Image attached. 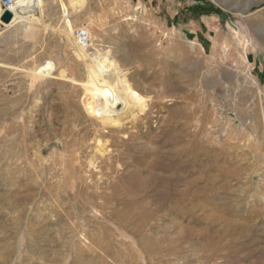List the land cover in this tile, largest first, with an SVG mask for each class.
<instances>
[{
  "label": "rangeland",
  "instance_id": "rangeland-1",
  "mask_svg": "<svg viewBox=\"0 0 264 264\" xmlns=\"http://www.w3.org/2000/svg\"><path fill=\"white\" fill-rule=\"evenodd\" d=\"M71 1L32 0L16 10L36 21L0 25V264H264V0ZM82 27L144 110L86 117L70 80L85 79ZM116 148L114 175L140 185L110 198L91 184L94 207L38 160L63 149L100 184Z\"/></svg>",
  "mask_w": 264,
  "mask_h": 264
},
{
  "label": "bare ground",
  "instance_id": "bare-ground-1",
  "mask_svg": "<svg viewBox=\"0 0 264 264\" xmlns=\"http://www.w3.org/2000/svg\"><path fill=\"white\" fill-rule=\"evenodd\" d=\"M32 0H14V4L11 7L12 11V19L8 23H4L0 21V25L2 27H10L17 21H36V18H34L32 15L31 17L26 16L24 14H20L17 12L16 7L17 6H22L25 7L30 4ZM71 6L73 8L79 9L81 7L82 2L80 0H72L70 2ZM4 11L1 3H0V16L2 12ZM97 28V27H96ZM96 30V29H95ZM233 30V29H232ZM88 31V30H87ZM90 40L88 43V46L86 48L79 47L76 42H75V36L73 35L71 39L72 45H73V56L78 60L81 61L85 70V79L82 81H76L74 79H70L72 82H76L82 89V108L85 112V115L88 119L91 121H99L101 125L104 127L107 125H111L112 123L117 122L115 118H118L119 115L122 113L127 114V110L134 109L135 111L139 112L144 110L145 106L147 105H141L142 102H144L145 99L142 97L140 94H138L133 87L130 86L128 83V79L126 77V72L121 65L118 63L119 57L116 60V57L114 58L112 52L110 49H106L104 47L97 46L96 44L93 43V40L91 39L92 33L95 34V32H91L90 30L88 31ZM69 36V34H68ZM99 36V35H98ZM245 36V35H244ZM95 38V37H92ZM99 39L96 36V40ZM190 39H192L190 37ZM188 40V39H187ZM188 43L190 44L192 48V41L189 40ZM187 43V44H188ZM111 45V44H110ZM189 46V47H190ZM192 50V49H191ZM72 52V51H71ZM124 62V61H123ZM79 77V76H78ZM71 82V83H72ZM70 83V84H71ZM73 85V84H72ZM178 85V84H177ZM76 86V85H75ZM181 86V85H180ZM179 88V87H178ZM181 88V87H180ZM75 89V88H74ZM78 89V88H77ZM136 89V88H135ZM145 93V92H144ZM161 94V93H160ZM75 95V94H74ZM158 95V94H157ZM148 96V95H147ZM76 97V96H75ZM159 97V96H158ZM157 97V98H158ZM163 97V95H162ZM147 98V97H146ZM79 100V99H78ZM150 100V99H149ZM153 100V99H152ZM158 100V99H157ZM158 102V101H155ZM146 103V102H145ZM162 105V104H161ZM165 106V105H164ZM135 107V108H134ZM81 108V109H82ZM125 109L123 112L122 110ZM131 111V110H130ZM134 112V111H132ZM151 113V112H150ZM149 113V114H150ZM131 115V114H130ZM129 115V116H130ZM74 116V115H73ZM124 116V115H123ZM78 117V116H77ZM128 118V117H127ZM115 119V120H113ZM124 119V118H123ZM129 120V119H128ZM132 120V119H131ZM90 123V121H89ZM121 124V123H119ZM91 125V123H90ZM96 125V124H95ZM100 125V124H99ZM134 125V124H133ZM86 126V125H85ZM92 126V125H91ZM120 126V125H119ZM73 127V126H72ZM84 127V126H83ZM88 127V126H87ZM94 127V125H93ZM100 127V126H99ZM95 128V127H94ZM101 128V127H100ZM119 127L117 126V129ZM96 129H98L96 127ZM104 129V128H103ZM116 129V128H115ZM135 129V128H134ZM93 130V129H92ZM95 130V129H94ZM102 130V129H101ZM111 130V129H110ZM103 131V130H102ZM113 131V130H112ZM111 131V132H112ZM101 132V131H100ZM104 132V131H103ZM133 132V131H132ZM136 132V130H135ZM144 132V131H143ZM116 133V132H115ZM129 133V132H128ZM138 133V132H137ZM136 135H139L137 134ZM8 135V134H7ZM102 134H99L98 136H101ZM108 135V134H107ZM96 136V135H95ZM133 137V134L130 135ZM119 137V136H117ZM121 137V136H120ZM137 137V136H134ZM103 138V136H101ZM105 138V137H104ZM124 138V137H123ZM92 139V138H91ZM90 139V140H91ZM114 139V138H113ZM85 140V139H84ZM95 140H99L96 136ZM110 140V139H109ZM117 140H119L117 138ZM122 141V140H121ZM119 142V141H118ZM89 143V142H88ZM96 143V141H95ZM98 144V143H97ZM112 144V140L110 142ZM115 144V143H114ZM129 144H131L129 142ZM105 145V144H104ZM41 146V145H40ZM86 146V145H85ZM88 146V145H87ZM114 146V145H113ZM117 146V145H116ZM135 146V145H134ZM123 147V146H122ZM85 148V147H84ZM89 148V147H88ZM129 148V146H128ZM134 148V147H133ZM138 146H135V149H138ZM71 149V147H70ZM76 149V148H75ZM80 149V148H79ZM78 149V150H79ZM121 149V148H120ZM77 150V152H78ZM144 150H146L144 148ZM86 151V150H85ZM91 151V150H90ZM113 151H116V153L113 154ZM80 152V151H79ZM82 152V151H81ZM59 153V151H58ZM87 153V152H86ZM130 153V152H129ZM60 154H65L66 157L62 158H54V156H51V160H47L46 163H49L48 165L45 162V159L42 158L40 155L41 154H36L40 158L38 159L39 161H43V163H40L44 169L48 172L50 175V178H58L59 182L62 183V188L64 189L65 192L67 191V188L70 184V187L76 185L75 187L78 186L76 193L71 194V198L74 199L76 202L81 198V191L85 190L86 194L89 196V200L87 201L89 204L93 205L94 202H97L98 205L99 202L104 201L106 198L102 194H98L97 192H93L95 190H90L89 187L92 184H96L98 187H105L108 190V194L110 195V198L114 196V192L118 190L119 188L125 189L126 192L137 189L139 187V182L138 179L136 178V175L133 176V174L126 176V178L123 179H117V176L114 175V171H112L111 166L112 162L114 160H119L120 155L123 154V151H119L117 148L116 149H110L107 154L109 156V161L106 162V168L109 170L105 174L104 178L105 180L103 182L98 183V181L102 180L101 174V169L98 168L96 165H90L94 164L91 163L92 159L87 158V161L85 163H89V165L94 168L95 173L90 169H88V172H86L85 175H83L82 172V167H81V162L78 161L76 156H71L66 153H64V150L61 149ZM85 154V153H84ZM131 154V153H130ZM77 155V154H75ZM95 155V154H94ZM135 155V154H134ZM78 156V155H77ZM92 157V156H91ZM35 159V158H34ZM84 160V159H83ZM89 160V161H88ZM96 161V160H94ZM93 161V162H94ZM135 161V160H134ZM99 163V162H98ZM136 163V162H135ZM34 164V163H33ZM84 164V163H83ZM137 164V163H136ZM146 164V163H145ZM86 165V164H85ZM88 165V166H89ZM58 166V168H57ZM88 166L86 168H88ZM123 166V165H122ZM126 166V165H125ZM33 168V166H32ZM90 168V167H89ZM36 169V168H35ZM38 170V169H37ZM41 170V169H40ZM124 170V169H123ZM60 171V172H59ZM107 171V170H105ZM136 172V171H135ZM124 173V171H123ZM103 174V173H102ZM32 175V174H31ZM35 175V174H34ZM33 175V176H34ZM99 175L101 177H99ZM95 176L97 179L95 180ZM41 177V176H40ZM44 177V176H43ZM140 177V176H139ZM55 178V180H56ZM39 179V178H37ZM96 183H94V181ZM40 180V179H39ZM49 180V179H48ZM54 180V181H55ZM85 180H89L88 183H84ZM40 182H42L40 180ZM43 183V182H42ZM58 183V182H57ZM44 184V183H43ZM48 184V183H47ZM50 184V182H49ZM48 184L49 187H51ZM53 184V183H52ZM51 184V185H52ZM40 187V184H38ZM57 185V184H56ZM91 185V186H92ZM31 186V184H30ZM47 186V188H48ZM59 186V184H58ZM94 186V185H93ZM95 187V186H94ZM22 188L20 185L18 187ZM47 190L46 187L43 186ZM57 188V187H56ZM45 189H43L45 191ZM97 189V188H96ZM42 190V191H43ZM58 190V188H57ZM62 190V189H61ZM28 191V190H27ZM49 191V190H48ZM84 191V192H85ZM46 192V191H45ZM120 192V191H118ZM63 193V192H62ZM20 194V193H19ZM24 194V193H22ZM21 195V194H20ZM32 197V196H31ZM30 197V198H31ZM69 197V198H70ZM21 199V198H20ZM17 199V200H20ZM27 199V198H26ZM70 200V199H69ZM97 200V201H96ZM35 201V200H34ZM27 202V201H26ZM73 202V201H72ZM18 204V203H17ZM22 204V203H21ZM75 204V203H74ZM86 205V204H85ZM23 206V205H22ZM75 208V205H73ZM86 207V206H85ZM94 207V205L92 206ZM80 208V207H79ZM84 208V207H83ZM100 208V207H99ZM24 209V207H23ZM81 209V208H80ZM76 210V209H75ZM83 210V209H82ZM85 210V209H84ZM45 211V210H44ZM47 211V209H46ZM80 211V210H79ZM51 212V211H50ZM53 212V211H52ZM75 213V212H74ZM77 213V212H76ZM98 213V212H97ZM102 213V212H101ZM100 215V214H99ZM105 215V214H104ZM163 217L160 216L157 218V222L159 224V221H162ZM157 224V225H158ZM148 232V231H147ZM153 234V233H151ZM154 236V235H153ZM146 237V236H145Z\"/></svg>",
  "mask_w": 264,
  "mask_h": 264
},
{
  "label": "built area",
  "instance_id": "built-area-1",
  "mask_svg": "<svg viewBox=\"0 0 264 264\" xmlns=\"http://www.w3.org/2000/svg\"><path fill=\"white\" fill-rule=\"evenodd\" d=\"M0 3L4 10L11 11V7L14 4V0H0ZM74 36H75V42L79 47L86 48L88 46L90 36L85 27L76 29Z\"/></svg>",
  "mask_w": 264,
  "mask_h": 264
},
{
  "label": "water",
  "instance_id": "water-1",
  "mask_svg": "<svg viewBox=\"0 0 264 264\" xmlns=\"http://www.w3.org/2000/svg\"><path fill=\"white\" fill-rule=\"evenodd\" d=\"M12 12L9 10H4L0 16V21L4 23H8L12 19Z\"/></svg>",
  "mask_w": 264,
  "mask_h": 264
}]
</instances>
